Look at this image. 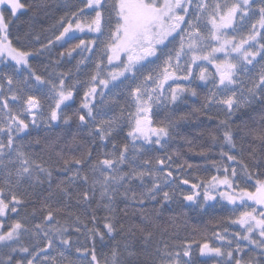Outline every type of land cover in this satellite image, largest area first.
Segmentation results:
<instances>
[{"label": "snow or ice", "instance_id": "snow-or-ice-1", "mask_svg": "<svg viewBox=\"0 0 264 264\" xmlns=\"http://www.w3.org/2000/svg\"><path fill=\"white\" fill-rule=\"evenodd\" d=\"M82 5L60 18L58 23L62 31L58 35L41 44L40 49L25 50L15 46L9 38L10 24L18 11L33 5H26L21 0H0V6L6 7L10 13L6 17L0 7V63L14 62L13 71L27 73L22 80L14 79L7 72L0 73V79L9 86L5 93L3 84H0V217L9 212L19 215L25 201L18 193L25 183L29 187L45 183L48 186L41 206L46 214L40 223L30 229L26 220L17 219L7 231H3V222L0 221V250H6L0 256V264H102L96 251L97 239L103 243L106 236L114 240L117 234L123 235V242L114 244L110 253L104 255L103 264H141L136 234L139 232L143 243L147 244L153 237L149 226L157 227L142 206L146 201L156 202L159 197L158 202L163 207L176 193L174 189L171 192L161 191V180L167 183L173 175L172 171L148 170L147 166L151 164L148 159L139 169L133 162L153 146L163 149L171 139L174 125L187 119L184 115L174 118L169 112L157 121L153 116L159 113L154 108L167 109L184 94L196 97L197 90L191 86L195 81L204 82L205 86L212 85L204 97L202 109L205 112L212 107L224 110L225 119L219 123L223 128V144L231 150L237 148L231 117L259 104L262 126L252 129L246 122L242 121V124L246 130L245 137L251 135L253 141L264 147V0H212L211 3L209 0H111L110 3L109 0H82ZM106 11L110 12L108 16ZM87 12H94V15ZM112 14L114 24L111 22ZM77 33L98 36H105L106 33L105 39L100 41L102 47L98 48L96 39H79L78 43L59 53L60 57H73L79 51L81 58L75 65L77 73L86 61L92 59L85 53L96 55L94 68L87 78L83 81L72 79L71 70L57 73L55 80L37 74L29 63L34 53L57 42L78 39ZM26 38L27 33L23 37L17 36L16 41L21 43ZM35 39L38 41L40 38L36 36ZM217 54H222L223 59ZM149 64L154 66L146 69ZM204 64L211 65L214 72H209L207 67L202 66ZM257 64L260 66L253 75L251 69ZM196 69H199L198 73ZM29 81L48 87L54 103L48 106L47 112L37 95L22 94L23 88L19 85H28ZM165 85L169 87L166 89ZM78 86L84 87L83 98L80 107L69 114L66 109H71L75 102ZM113 88L127 90L135 111L125 114L122 107L119 115L104 118L103 105L115 102L111 97L104 100L107 96L105 89L110 91ZM97 96L103 101L99 106ZM14 104H19V109H14ZM29 116L30 121L27 119ZM74 119L79 127L88 129V136L98 137L100 141L111 137L126 120L128 142L118 152L102 153L104 158L94 161L90 149L80 156H65L59 136L46 144L51 153L47 160L25 150L33 143L40 145L39 139L29 140L27 144L23 141L21 134L28 136L30 127H36L41 122L51 133L61 122L70 125ZM210 135L214 141L217 139L214 134ZM76 142L77 137L73 134L72 143ZM130 151L133 153L131 159ZM255 153L253 148L249 157L258 164ZM221 156L238 164L242 175L238 174L236 167L229 171L225 166L222 177L214 175L207 181L192 184L191 193L181 191L180 196L184 201L198 203L201 209L208 201H216L217 197L236 208L243 207L244 210L234 219L228 218V222L241 231L230 233L227 228H222L213 232L211 237L205 232L201 240L174 246L182 248V251H171L169 248L173 246L165 243L163 251L157 249L160 260L156 264H192L193 246L198 247L201 256L219 258L221 264H264V179L256 178L251 191L239 183L243 180L247 184L254 175L264 173L249 171L243 159L228 152L221 151ZM170 160L171 156L157 158L156 165L164 169L166 161ZM85 165L88 166L87 171H84ZM121 166H127L129 170L123 171ZM54 173L57 177L62 175L63 179L54 178ZM145 177L152 178L151 187L143 185ZM137 180L143 187L139 193L132 188ZM77 183L88 186L78 193V203L81 200L88 203L99 187L97 208L102 207L107 214L97 217L96 209H93L88 221L92 224L91 228L79 216H75L74 224H69L67 220L62 223L57 216L65 209L54 208L50 202L54 197L70 200L71 190ZM189 183L188 179L181 180L183 185ZM221 187L225 190L221 191ZM88 189H91L92 196ZM201 194L203 203H200ZM118 196L126 202L141 205L138 209L140 224L132 223L125 229V225L119 223L115 207ZM156 214L158 216L159 211ZM216 227L221 228V223L218 222ZM70 228L78 236H85V243L75 247L76 259L68 255L74 243ZM25 238L34 243L25 244ZM214 242H219L221 246H213ZM250 245L255 246L258 255L245 258V250ZM57 246L63 250L57 251ZM52 251H57V255L45 254Z\"/></svg>", "mask_w": 264, "mask_h": 264}, {"label": "trees", "instance_id": "trees-1", "mask_svg": "<svg viewBox=\"0 0 264 264\" xmlns=\"http://www.w3.org/2000/svg\"><path fill=\"white\" fill-rule=\"evenodd\" d=\"M26 5H33L17 12L15 18L12 19L10 24V39L13 40V44L17 47H22L25 50L28 49H40L41 44H46L48 39H52L54 35H58L59 31H62L58 21L66 13L70 14L81 7L82 0H21ZM35 5H41V7H35ZM4 10L5 16H9L10 13L6 7L1 6ZM26 40L21 43H17V36H25ZM78 39L70 40L67 43L57 42L53 46L47 49H42L40 52L34 53L30 58L29 63L36 70L37 74L42 75L45 79H56V74L60 72L72 71V79H77L76 62L81 58L79 51L73 54V57H60L59 53L70 47L72 44L79 42V39L85 37L84 34H76ZM39 36V40L35 39ZM193 87L196 88L198 95L192 97L190 94H184L182 98L177 101L175 105H169L167 109L155 110L159 115H154V120H161L167 113H172L173 117H179L184 115L187 119L179 120L172 128V136L169 139L163 149L159 146H153L147 150L143 155H138L136 159L138 162L143 163L144 160H151V164L148 167H156V160L160 157L171 156L169 163L173 167V171H178L181 174L190 177L192 184H198L202 180L207 181L212 176H223L224 167L227 166L229 171L232 167L240 169L238 164H233L226 158H222L221 151L228 152L231 155H235L238 159H243L249 166V171L253 173H264V147H261L259 142L252 140L251 135L245 137V129H243V122H246L249 128L258 129L261 127V106L255 104L252 107L237 113L231 117L232 127L235 132V142L237 148L231 150L229 146L223 144L222 132L223 128L219 121L225 119V112L223 109L212 107L209 111L205 112L202 109L204 97L208 94L209 87L204 83L199 82ZM84 89H80L75 93V102L72 103L71 109H66L69 114H72L80 107L83 98ZM197 109H200L197 111ZM240 125L238 128L237 126ZM128 127L122 130L116 131L111 137L105 141H100L98 137L88 136V129L78 126V121L73 120L70 125H64L62 122L59 127H56L51 133L47 132L45 126L30 127L28 129L29 135L24 136L21 134L23 141L27 144L29 140H40V145L37 146L34 143L31 147H26L25 150L36 153L39 157L47 160L51 153L47 150L46 144L48 141L60 137V147L64 148L65 156L76 155L80 156L87 150L92 152V160L104 158L102 153L118 152L120 147L128 142L127 132ZM210 133L214 134L217 139L214 141ZM75 134L77 142L72 143V135ZM47 137V140H46ZM115 145V147H114ZM256 149V161L249 157V152ZM204 154H201V153ZM131 157L133 153L130 151ZM52 160L55 163L56 158L53 155ZM91 163V161L89 162ZM191 165V167H189ZM215 165V166H214ZM123 171H127V166H121ZM217 168L220 170L217 171ZM88 170V166L85 165L84 171ZM240 175V174H239ZM54 178L63 179V176H56ZM264 179V175H254L251 182L255 183V179ZM2 179V178H0ZM153 180L151 177H145L143 185L151 187ZM26 191L21 195L25 203L19 209V215L8 213L5 217H0V221H7L3 225V231H7L8 226L17 219L22 222H27L28 227L31 229L36 223H40L43 216L46 214L42 211V203L47 196L48 186L37 185L29 187L26 183ZM250 184H248L249 188ZM191 187V186H190ZM246 187V186H245ZM88 188V186L77 183V185L71 190L72 198L67 200L65 198L54 197L52 206L62 207L65 210L62 211L57 219L62 223L67 220L69 224L75 223V216H79L82 221L87 223L89 228L92 224L89 221V217L92 214V210L96 209L95 214L97 217H103L107 213L101 208H97V199L99 198V187H97L95 196L91 198L88 203L77 202L80 200L78 195ZM132 188L137 192L143 190L140 181H134ZM89 190L90 196H92L91 189ZM146 201L142 206L144 211L153 218L154 223L157 225L155 228H151L153 231V237L151 240L144 244L141 238V234H136L137 251L139 252V260L141 264H156L160 260V256L157 252L159 248L163 251V245L169 244V250L182 251V248H176L175 245H183L186 241L201 240V236L206 232L209 237L215 231H220L222 228H227L228 231L235 228L236 225H232L228 222V218H233L232 211L235 206L228 205L214 209L211 204H205L201 209L198 203L187 202L182 197L177 200H171L161 207L159 201ZM106 202V201H105ZM190 205V206H189ZM199 208H198V207ZM211 206V207H210ZM115 207L117 208V218L119 223L125 225V229L132 224H140L141 216L138 209L141 205L133 204L130 201H125L122 197H117L115 201ZM35 210V212H34ZM125 211L127 215H125ZM157 211L159 215L157 216ZM71 213V215H68ZM234 219V218H233ZM221 223V228H217V223ZM102 224L103 221L101 220ZM80 226V225H77ZM99 226V225H98ZM101 230H103L101 228ZM71 237L75 238L82 244L85 243L84 235H77L69 229ZM123 235L117 234L114 240L105 237V241L101 243L98 239L96 242L97 254H100L103 250L110 253L111 248L116 242H123ZM25 244L31 245L34 241L25 238L23 241ZM215 243V242H214ZM213 243V245H214ZM217 243V242H216ZM42 247V245H41ZM6 250H1V255ZM196 259V264H213L216 259L213 257H207L205 259L200 258V252L198 247L193 246L191 249V256ZM19 258V257H18Z\"/></svg>", "mask_w": 264, "mask_h": 264}, {"label": "rangeland", "instance_id": "rangeland-1", "mask_svg": "<svg viewBox=\"0 0 264 264\" xmlns=\"http://www.w3.org/2000/svg\"><path fill=\"white\" fill-rule=\"evenodd\" d=\"M110 2H111V0H109V3ZM211 2H212V0H209V3H211ZM82 6L83 5H81V7ZM86 14L94 15V12H87ZM109 14H110L109 11L105 12L106 16H108ZM111 22H112V24L115 23L114 14H112V21ZM105 37H106V33H105V36H98L96 38H91V36H88V39H85V40L87 41V40L96 39L97 40V44H98V48H99V47L103 46L102 44H100V41H103L105 39ZM177 40H178V37H177ZM170 47H171V45H170ZM85 55L86 56L91 55L92 59H91V61H86V65H82L80 72L77 74V79L82 80V81L85 80L87 78V76L89 75V73L93 70L94 63H95V60H96V55H94V54L85 53ZM217 55L219 56L220 59H223V55L222 54H217ZM13 64H14V62H10V61L5 62V63H0V73L7 72L9 75H13L14 79L22 80L23 77L27 75V73L23 72V71H20V70L13 71ZM153 66L154 65H152V64L146 65V69L147 68H151ZM202 66L207 67L209 72H214V68L211 65L204 64ZM259 66L260 65L257 64L255 66V68H252L251 69V74L254 75L256 73V70L259 68ZM109 70H111V69H109ZM196 72L198 73L199 69H196ZM138 75H139V73H138ZM197 82H201V81H195L191 86H193ZM126 83H128V82H126ZM202 83H204V82H202ZM0 84H3L4 91L6 93L7 92V88L9 87L7 85V83H6V81L0 79ZM169 84H171V82H169ZM171 86L175 87V85H171ZM13 87H16V86L14 85ZM19 87L23 88V93L22 94L26 93V94L37 95L41 99V103L43 105V108H44L45 112H47L48 106L50 104L54 103V101L51 99V96L49 95V91H48V87L47 86H39V85H36L33 81H29L28 85L21 84V85H19ZM79 87H80V89H84V87H82V86H79ZM168 87H169V85H165L166 89ZM208 87L211 88L212 85L208 84ZM105 92H107V96L104 97V100H108L111 97V98H114L115 102L114 103H107V104L103 105V116H104V118H108V117H111V116H114V115H119L120 112H121V108L122 107L124 108L125 114H127V112H129V111H135L134 107L131 104V100L128 97L127 90L113 88L110 91L108 89H105ZM96 102H97L98 106L103 103V101H101V98L99 96H97ZM12 107L14 109H19L20 105L19 104H14V105H12ZM159 109L161 110V109H164V108H159ZM156 110H158V109H156ZM27 119L30 121L31 117L29 116V117H27ZM38 125L42 126V127L45 126L41 122H38ZM125 127H127L126 120L121 122V128L117 129L116 131L122 130ZM129 158L131 159V154H129ZM133 163H134V166L137 167L138 169L144 167V164L141 163V162H138L137 159H135ZM166 163H167V167L164 168V169H161L158 166H156V167H148L147 166L148 170H155L157 172L166 173L167 171H172L173 175H172L171 178H169L167 183H165L163 180H161V184L163 185L161 191L162 192L163 191L171 192L174 189L175 193H176V195L173 197L174 201L181 197L180 196V192L181 191L184 194H190L191 191H192V189L190 187L192 185V181H191L190 177H188L187 175L181 174L178 171H173V167L169 163V161H166ZM128 170L129 169H127V171ZM238 174L242 175L241 169H238ZM183 179H188L190 181V183L188 185L181 184V180H183ZM239 183L241 184L242 187L246 186L247 188H248V184H250L248 189L250 191L254 190V185L251 182V180L247 184H245L243 180H240ZM220 190L224 191L225 189L223 187H221ZM25 191H26V185L24 184L18 194L19 195H23L25 193ZM200 191L202 193V189ZM226 202L227 201H224V200L220 199L219 197H217L216 201H208L207 204L208 205L211 204V206H213V208L216 209V208L225 206ZM200 203H203L202 194L200 196ZM228 205L231 206V204H228ZM198 206H199V204H198ZM234 208H235V211H233ZM234 208L231 209L233 218H235V216L238 215L240 211L244 210L243 207H239V208L234 207ZM2 222H3V225L7 224L6 223L7 221H2ZM239 231H241V229L238 226H236L235 228H232V229L229 230L230 233L239 232ZM72 241L74 242L73 243V249H72V252L69 253L68 255L70 256L71 259H76L77 257H76V254H75V247L81 246L82 243L78 242L75 238H72ZM245 243H247V242H245ZM213 246L220 247L221 244L219 242H217V243L215 242ZM60 250H63V249H60L57 246V251H60ZM57 251L47 252L45 254L49 255V256H55V255H57ZM105 254H108V253H107V251L105 253L104 250L100 254H98V256L101 258L102 264H103V258H104ZM0 255H1V250H0ZM244 255H245V258L250 257V256H256V255H258V251L255 249L254 245H250L249 248H246ZM207 257H211V256H201L200 255L201 259H205ZM214 259H216V261H214L213 264H221V261L219 260V258H214ZM191 260H192V264H196V259L194 258L193 255L191 256Z\"/></svg>", "mask_w": 264, "mask_h": 264}, {"label": "flooded vegetation", "instance_id": "flooded-vegetation-1", "mask_svg": "<svg viewBox=\"0 0 264 264\" xmlns=\"http://www.w3.org/2000/svg\"><path fill=\"white\" fill-rule=\"evenodd\" d=\"M77 34H81V33H77ZM84 35H85V34H84ZM88 35H93V36H91V38H96V37H98V36H96L97 34H91V33H90V34L85 35L86 38L84 37L83 39H84V40H85V39H88Z\"/></svg>", "mask_w": 264, "mask_h": 264}]
</instances>
